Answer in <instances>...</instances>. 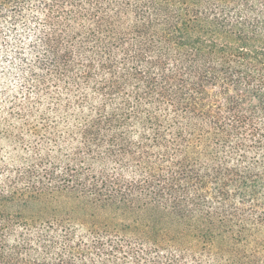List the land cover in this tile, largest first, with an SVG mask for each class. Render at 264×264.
Returning a JSON list of instances; mask_svg holds the SVG:
<instances>
[{
    "label": "trees",
    "instance_id": "16d2710c",
    "mask_svg": "<svg viewBox=\"0 0 264 264\" xmlns=\"http://www.w3.org/2000/svg\"><path fill=\"white\" fill-rule=\"evenodd\" d=\"M0 264H264V0H0Z\"/></svg>",
    "mask_w": 264,
    "mask_h": 264
}]
</instances>
